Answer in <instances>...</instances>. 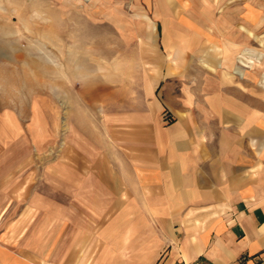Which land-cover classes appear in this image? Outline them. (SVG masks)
<instances>
[{
    "label": "rangeland",
    "instance_id": "rangeland-1",
    "mask_svg": "<svg viewBox=\"0 0 264 264\" xmlns=\"http://www.w3.org/2000/svg\"><path fill=\"white\" fill-rule=\"evenodd\" d=\"M238 2L0 0V250L35 246L46 264L45 231L47 264L68 252L87 264L98 247H114L123 232L108 226L107 204L136 196L88 190L110 168L123 175L158 126L193 118L187 110L200 104L209 75L200 62L207 34L225 53L219 73H264V58L243 55L259 47L221 19Z\"/></svg>",
    "mask_w": 264,
    "mask_h": 264
},
{
    "label": "crops",
    "instance_id": "crops-1",
    "mask_svg": "<svg viewBox=\"0 0 264 264\" xmlns=\"http://www.w3.org/2000/svg\"><path fill=\"white\" fill-rule=\"evenodd\" d=\"M236 1L242 9L230 17L221 12V19L259 47L243 50L258 64L264 58V0H253L251 8L245 7L251 0ZM207 35L200 62L209 75L200 104L187 110L193 118L158 126L151 145L143 144L126 162L123 175L110 168L107 176H96L101 185L88 190L135 195L137 201L107 204L108 226L123 228H117L123 235L114 236L112 249L98 247L87 264H264V73H219L225 53ZM239 61L245 68L252 64ZM116 178L123 187L116 188ZM101 205L91 209L107 207ZM44 234L47 264L53 236ZM37 258L35 246L0 250V264H39ZM74 258L68 252L61 264H74Z\"/></svg>",
    "mask_w": 264,
    "mask_h": 264
}]
</instances>
